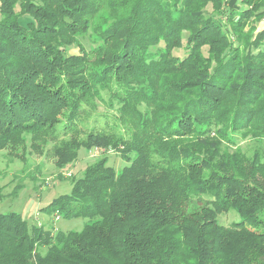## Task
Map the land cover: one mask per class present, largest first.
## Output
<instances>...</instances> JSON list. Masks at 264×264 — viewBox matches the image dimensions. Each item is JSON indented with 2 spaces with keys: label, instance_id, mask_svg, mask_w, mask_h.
<instances>
[{
  "label": "trees",
  "instance_id": "obj_1",
  "mask_svg": "<svg viewBox=\"0 0 264 264\" xmlns=\"http://www.w3.org/2000/svg\"><path fill=\"white\" fill-rule=\"evenodd\" d=\"M229 1L0 0V149L128 162L86 165L42 208L79 231L0 213V264H264V151L237 144L264 143V0Z\"/></svg>",
  "mask_w": 264,
  "mask_h": 264
},
{
  "label": "rangeland",
  "instance_id": "obj_2",
  "mask_svg": "<svg viewBox=\"0 0 264 264\" xmlns=\"http://www.w3.org/2000/svg\"><path fill=\"white\" fill-rule=\"evenodd\" d=\"M234 0L229 1V5L234 4ZM264 28V18L258 23L257 29ZM85 49L94 48L98 45L88 40H81ZM68 52L73 55L79 54L78 46H72ZM178 56L183 55L182 48H175L171 51ZM98 114H105V106L102 103L97 104ZM114 115L109 112V117H97L96 126L104 127L105 121L112 125ZM90 119L86 126L94 124L96 117ZM24 147L19 146L12 151L9 148L0 149V213L10 211L20 213L29 224L42 227L44 230H50L53 235L61 231H79L83 228L87 219L85 218H56L47 215L43 207L49 204L59 195L69 194L71 191L72 178H78L82 175L86 165L106 157L107 165L112 166L115 171H119L128 164L121 158L119 152L108 149L105 153H92L85 148H80L77 159L74 163L63 169H58L55 165V157L52 154V143L41 142L32 143L30 137H26ZM238 145L248 154L256 148L264 151V143L256 144L250 137L246 139L237 138ZM34 144V145H31ZM92 150V149H91ZM22 157V160L19 159ZM219 223L229 225L233 222H239L241 218L234 210L223 212L217 216ZM41 253L45 248L39 247Z\"/></svg>",
  "mask_w": 264,
  "mask_h": 264
},
{
  "label": "built area",
  "instance_id": "obj_3",
  "mask_svg": "<svg viewBox=\"0 0 264 264\" xmlns=\"http://www.w3.org/2000/svg\"><path fill=\"white\" fill-rule=\"evenodd\" d=\"M92 153H94V152H92ZM95 154V153H94Z\"/></svg>",
  "mask_w": 264,
  "mask_h": 264
}]
</instances>
